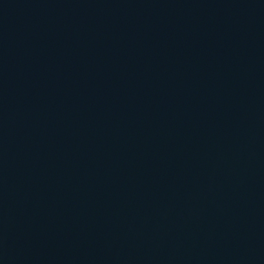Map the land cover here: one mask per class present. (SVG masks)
<instances>
[{
	"label": "water",
	"instance_id": "1",
	"mask_svg": "<svg viewBox=\"0 0 264 264\" xmlns=\"http://www.w3.org/2000/svg\"><path fill=\"white\" fill-rule=\"evenodd\" d=\"M0 264H264V0H0Z\"/></svg>",
	"mask_w": 264,
	"mask_h": 264
}]
</instances>
